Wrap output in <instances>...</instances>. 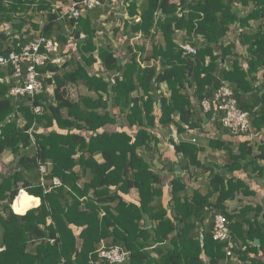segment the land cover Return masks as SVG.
<instances>
[{"label":"trees","instance_id":"16d2710c","mask_svg":"<svg viewBox=\"0 0 264 264\" xmlns=\"http://www.w3.org/2000/svg\"><path fill=\"white\" fill-rule=\"evenodd\" d=\"M57 1L69 0H0V23L19 34L9 45L0 35V54L34 39L21 33L30 24L68 58L39 69L44 85L34 97H11L13 83L0 82V264H90L102 241L129 252L125 264H264V201L250 203L245 179L264 177V139L231 135L214 105L201 106L226 82L252 131L264 130V85L253 83L264 67V0H118L116 11L115 0H100L78 19H59ZM103 16L117 22L119 50L98 36ZM136 36L147 45L132 47ZM183 43L196 54H183ZM71 86L86 93L72 99ZM211 120L215 135L203 130ZM172 127L190 139L175 142ZM161 131L176 156L163 162L167 176L153 165ZM187 177H206L205 192ZM19 192L40 205L14 214ZM217 215L228 222L224 242L213 238ZM228 242L237 263L226 258Z\"/></svg>","mask_w":264,"mask_h":264},{"label":"built area","instance_id":"2783aa9c","mask_svg":"<svg viewBox=\"0 0 264 264\" xmlns=\"http://www.w3.org/2000/svg\"><path fill=\"white\" fill-rule=\"evenodd\" d=\"M9 3L11 0H4ZM101 6L100 0H69L68 3L57 1L53 4V9L57 12L59 19L71 18L78 19L83 17L89 10ZM264 26V20L262 21ZM58 42L55 37L47 38L37 34L34 39L19 48L12 50L5 55L0 54V69H9L11 78L14 81L9 91V96L17 98L23 96L34 97L43 90L44 80L39 73V69L48 62L57 64L58 61ZM183 54L195 55L196 50L189 44H179ZM50 78L51 73L45 75ZM222 114L220 123L222 127L233 136H247L250 140H255L250 124V117L247 112H243L237 106L233 91L226 82H222L220 88L213 94L212 101L204 99L201 103L204 113L211 110V106ZM40 107L34 108V113L39 115ZM194 142V140H193ZM34 145V141L32 140ZM42 176L46 173V167H40ZM43 178L41 183H43ZM53 185L60 186L57 179H53ZM228 222L221 215H217L213 224V238L216 241L224 242L229 239ZM233 244L228 242L226 258H232ZM97 264H125L129 257V252L119 246L106 247L103 242L96 252ZM232 261L238 260L233 257Z\"/></svg>","mask_w":264,"mask_h":264},{"label":"crops","instance_id":"0c3cea01","mask_svg":"<svg viewBox=\"0 0 264 264\" xmlns=\"http://www.w3.org/2000/svg\"><path fill=\"white\" fill-rule=\"evenodd\" d=\"M115 9V8H114ZM29 15H31V12L29 13ZM31 22L32 23H37V24H39V25H42L43 24V22H42V20H40L39 18H34L33 20L31 19ZM251 24V26H253L254 27V23L253 22H251L250 23ZM17 31L16 30H13L12 28H11V23L9 22V23H7V24H2V23H0V35H4L5 37H7L8 38V40H7V45H9L10 44V40H14V39H17L18 38V36H19V34H17L16 33ZM26 32H29V34H34L35 33V31L33 30V28H32V26L30 25V24H27L24 28H23V30H22V32L21 33H26ZM23 37H26V36H23ZM236 52H238L240 55H241V57H245V54H246V49L245 48H242V47H237V50H236ZM62 59L60 58V59H58V61H60V62H62L61 61ZM243 61H244V59H242L241 60V62H242V64H243ZM223 64H224V61H223ZM254 78H255V80L253 81V83H254V88H262V86L264 85V67H262V68H260V69H258L255 73H254V76H253ZM0 82H4V83H6V84H9V83H13V81H12V78L10 77V75H8L7 74V71H6V69H0ZM161 88H162V90H166V92H168L167 91V87H166V85L165 84H163L162 86H161ZM262 91H263V89H262ZM166 95V94H165ZM213 123H214V121H209V122H207L204 126H203V130L204 131H206V132H208V134H210V135H215V129H214V127H213ZM171 132H172V134H171V137H175V139H173L175 142H178V140H179V138H184V135H185V137H186V139H190V136H188L187 134H189V133H187V134H184L183 135V137H182V135H179V134H177V131H176V129L174 128V127H172L171 128ZM173 131H175V134H176V136H173ZM253 134L254 135H256L254 132H253ZM189 135H192V134H189ZM256 136H258V137H256L255 138V140H251L253 143H257L259 140H261V139H264V130L259 134V135H256ZM161 137H163V140L162 141H160V143H159V145H158V151H159V153L162 155V157H160V155L158 154V153H155V158H153V165H154V167L157 169V170H162V172H163V174L164 175H168L167 174V169L165 168V169H163V167H164V164H163V162H165V161H167V160H170V161H174V159H176V156L174 155V153H173V149H172V147H171V145H170V143H169V138L167 137V136H165V132L164 131H161ZM235 137H237V136H235ZM223 139L225 140V139H228L227 138V136H223ZM235 141H239L238 140V138H236V139H234ZM168 141V142H167ZM202 146H204V147H206L207 146V144H206V142H204V143H202L201 144ZM171 149H169V148ZM254 149L255 150H257V146H254ZM207 155V154H206ZM223 155V152H217V153H215L214 155H212V159H213V161L217 164V165H219V166H221L222 164H223V162H222V160H220L219 158H220V156H222ZM10 157V156H9ZM8 157V158H9ZM10 160V159H9ZM8 160V161H9ZM264 165V164H263ZM242 172V171H241ZM238 175L240 176V177H245L247 174H243V173H238ZM187 179H189L188 177H187ZM199 179H206V177L204 178V177H201V178H199ZM245 179L247 180V183L249 184V186L251 187V191H252V193H253V195L252 196H250V199H249V201H250V203H254V204H260L261 203V201L263 202L264 201V177H262V178H259V177H245ZM190 180V179H189ZM167 182H168V180H165L164 181V184L165 185H167ZM196 185V184H195ZM199 186V188H200V190L202 189V193H204L205 192V189L204 188H202L200 185H198ZM191 187V186H190ZM193 188H196V187H193ZM165 195H166V193H165ZM18 196V195H17ZM26 196V195H25ZM167 196V195H166ZM27 197V196H26ZM27 199V203L28 204H31V206H30V208H28L27 210H25V211H22L21 213H19V214H17L16 213V215H24L29 209L30 210H32V209H34L33 207L34 206H36L37 204H38V198H35V197H30V198H26ZM38 199V200H37ZM128 199L131 201V200H137V195H136V193H135V191H132L131 193H130V197H128ZM243 200V199H242ZM244 200H247V198H244ZM239 202H241V201H239ZM33 205V206H32ZM39 205H40V200H39ZM38 205V206H39ZM37 206V207H38ZM239 206V203L238 202H236V201H233V202H230L229 203V207H230V209H234L235 207H238ZM37 207H35V208H37ZM32 208V209H31ZM11 210H12V207H11ZM13 211V210H12ZM14 213V212H13ZM15 214V213H14ZM1 241V240H0ZM103 242V241H102ZM101 242V243H102ZM101 243H100V246H101ZM90 264H97V261H95V262H91Z\"/></svg>","mask_w":264,"mask_h":264},{"label":"rangeland","instance_id":"374dc122","mask_svg":"<svg viewBox=\"0 0 264 264\" xmlns=\"http://www.w3.org/2000/svg\"><path fill=\"white\" fill-rule=\"evenodd\" d=\"M116 1H118V0H115V2H114V8H117V3H116ZM117 9H115V11H116ZM106 17L105 16H103V17H101V19H100V22H99V31L97 32L98 33V36H99V38H101V39H107V41H111L112 43H113V46H117L118 47V50L120 49V47H119V44L118 43H116V42H114L113 41V27L115 26V25H117V22H115V21H109V22H107L106 20ZM38 34V32H35L34 34H32V35H34V36H36ZM145 43V45H147V42L144 40V39H142L140 36H136L135 37V39H133L131 42H130V44H131V46L132 47H141L143 44ZM147 48V47H146ZM60 54V49H59V47H58V58L60 59H62L61 61L62 62H60V61H57L56 63L58 64V65H61V63H63L66 59H68L67 58V56H60L59 55ZM94 68H95V70H100L101 68H100V64H96L95 66H94ZM51 89L52 88H50L49 89V91L51 92ZM163 92L166 94V98H169V95H170V93L169 92H166V90H163ZM84 93H86L85 92V90L83 89V88H74V87H72L71 86V89H70V96H71V98L72 99H76L77 98V96L78 95H80V94H84ZM185 134H187V133H185ZM187 135H189V134H187ZM173 136H176V134H175V131H173ZM195 136L197 137V139L198 138H200V135L197 133V134H195ZM173 139H175V137H172ZM171 138V139H172ZM184 139H186V137H185V135H184ZM201 139V138H200ZM179 140H180V138H179ZM169 141V140H168ZM167 141V142H168ZM171 147H172V145H171ZM169 148V147H168ZM170 149V148H169ZM171 150V149H170ZM8 159H10V158H8ZM220 160H222L223 161V159H222V156H220V158H219ZM175 174H177V175H179L180 174V171H179V169L178 170H176L175 171ZM204 181H205V179H199V180H197V181H192V180H189V179H185V183L190 187H196V188H199V186L198 185H200L201 187L203 186V184H204ZM196 184V185H195Z\"/></svg>","mask_w":264,"mask_h":264},{"label":"bare ground","instance_id":"6f19581e","mask_svg":"<svg viewBox=\"0 0 264 264\" xmlns=\"http://www.w3.org/2000/svg\"><path fill=\"white\" fill-rule=\"evenodd\" d=\"M27 197L24 193L19 192L18 196L14 200L13 204L11 205L13 212L16 214L21 213L22 211L27 210L30 208L31 204L27 203ZM33 206V205H32Z\"/></svg>","mask_w":264,"mask_h":264},{"label":"water","instance_id":"95a60500","mask_svg":"<svg viewBox=\"0 0 264 264\" xmlns=\"http://www.w3.org/2000/svg\"><path fill=\"white\" fill-rule=\"evenodd\" d=\"M189 75H190V71H189ZM259 244H260L259 240H255L252 242L253 246H259Z\"/></svg>","mask_w":264,"mask_h":264}]
</instances>
